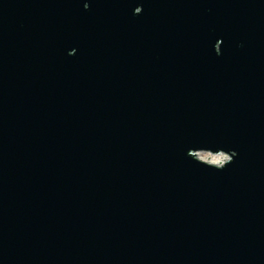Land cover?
I'll list each match as a JSON object with an SVG mask.
<instances>
[{"label":"water","instance_id":"obj_1","mask_svg":"<svg viewBox=\"0 0 264 264\" xmlns=\"http://www.w3.org/2000/svg\"><path fill=\"white\" fill-rule=\"evenodd\" d=\"M0 264H264V0H0Z\"/></svg>","mask_w":264,"mask_h":264},{"label":"bare ground","instance_id":"obj_2","mask_svg":"<svg viewBox=\"0 0 264 264\" xmlns=\"http://www.w3.org/2000/svg\"><path fill=\"white\" fill-rule=\"evenodd\" d=\"M201 160H204L206 162H210L213 164H220L223 160V157H222V154H217V155L210 154L209 157H206L205 159L201 158Z\"/></svg>","mask_w":264,"mask_h":264},{"label":"rangeland","instance_id":"obj_3","mask_svg":"<svg viewBox=\"0 0 264 264\" xmlns=\"http://www.w3.org/2000/svg\"><path fill=\"white\" fill-rule=\"evenodd\" d=\"M209 155H210V154H208V153L201 152V153L198 154V157H199L200 159H201V158L205 159L206 157H209ZM222 157L224 158V157H226V155L222 154Z\"/></svg>","mask_w":264,"mask_h":264}]
</instances>
